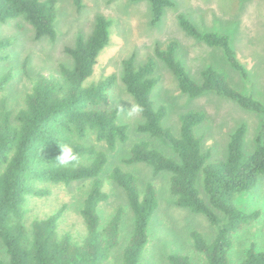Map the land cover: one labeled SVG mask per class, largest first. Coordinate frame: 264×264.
<instances>
[{
  "label": "trees",
  "instance_id": "16d2710c",
  "mask_svg": "<svg viewBox=\"0 0 264 264\" xmlns=\"http://www.w3.org/2000/svg\"><path fill=\"white\" fill-rule=\"evenodd\" d=\"M147 1L152 6V26L159 25L166 10L176 6L173 0ZM71 2L77 11L86 8L84 0ZM59 14L57 0H0V24L24 22L33 28L36 40H57ZM178 20L189 37L221 51L228 65L249 81L246 66L230 37L199 30L185 14H180ZM113 26L112 20L97 14L92 32L78 33L74 46L65 48L72 65H61L57 74H37L24 106L18 110L9 109L5 96L15 76L9 72L0 77V243L7 254L0 264H109L121 247L125 209L119 207L104 224L99 207L109 198L102 179L109 162L105 149L116 151L119 145L129 142L130 136L127 126L119 121V111L102 108L110 105L109 91L117 76L86 84L94 74L100 53L111 42ZM11 43L10 38L0 39V52L8 50ZM179 51V42L173 40L166 46L156 44L153 54L143 64L137 63L136 55L123 61V83L144 119L137 131L159 140L172 152V156L167 155L154 148L149 140H143L134 143L124 162L146 164L155 177L163 172L171 173L174 204L204 216L215 229L210 242L199 231H192L194 249L205 258L206 264H230L234 234L261 216V212L241 211L235 200L238 194L255 188L259 177L264 175V105L236 89L227 75L213 65L206 66L200 73L201 80L196 81L179 59ZM8 58L0 54V60ZM159 62L173 74L184 95L195 99L216 94L257 113L261 128L256 150L245 153L247 127L242 125L230 135L226 158L212 162L211 152L204 150L203 140L196 134V128L207 120L202 111L189 110L179 115V135L166 126L168 109L165 105L157 107L153 98L160 83ZM27 65L25 61L26 74ZM63 144L74 148L79 163L67 167L57 163L56 158L61 154L59 145ZM109 179L124 191L134 217L132 235L118 260L120 264H142L150 242L151 222L159 207L157 190L148 183L142 191L138 177L119 167L112 170ZM83 181H90L91 189L80 211L84 233L79 239L71 233L60 234L62 212L34 221L31 229L26 227L25 206L29 198L50 194L39 184L70 186ZM168 261L194 264L179 254L170 255ZM239 264H264V251L250 248Z\"/></svg>",
  "mask_w": 264,
  "mask_h": 264
},
{
  "label": "rangeland",
  "instance_id": "374dc122",
  "mask_svg": "<svg viewBox=\"0 0 264 264\" xmlns=\"http://www.w3.org/2000/svg\"><path fill=\"white\" fill-rule=\"evenodd\" d=\"M57 1L60 14L56 41L48 38L36 40L33 28L18 20L0 24V39L10 38L12 41L8 50L0 52L9 56L7 60H0V77L9 72L15 76L5 93L9 109L18 110L24 106L25 96L32 89L37 74H57L61 65H72L65 48L74 46L78 33L89 35L92 32L97 14L112 20L111 42L100 53L94 74L86 82L92 85L105 77L117 76L109 91L110 105L102 108L117 109L119 121L127 126L130 136L129 142L119 145L114 152L104 148L109 158L102 175L109 198L99 207L104 224L110 221L119 207L125 209L121 247L109 264H120L118 259L134 226V217L124 191L109 179L116 167L135 174L142 191L148 183H152L158 193L159 207L151 222L150 242L143 253L142 264H169L168 258L172 254L186 256L194 264H206L205 258L194 249L190 234L197 230L210 242L215 229L204 216L174 204L170 192L171 173L163 172L155 177L152 168L146 164L128 165L124 162L134 143L143 140H149L154 148L167 155L172 156V152L159 140L137 131L144 119L140 111L132 114L131 110L137 105L122 80L123 61L136 55L137 63L143 64L153 54L156 44L166 46L175 40L180 44L179 59L196 81L201 80L200 73L206 66L213 65L227 75L236 89L253 96L264 105V0H173L176 6L166 10L157 26L151 24L152 6L147 0H84L86 8L82 11H77L71 0ZM180 14L187 15L201 31L218 32L230 37L233 48L246 66L249 81L246 82L239 72L228 65L221 51L208 48L189 37L179 24ZM25 61L28 62L27 74L23 70ZM158 64L160 83L153 98L157 107H167L165 125L171 127L176 135H179L180 130L179 115L197 110L204 112L207 117L206 122L196 128V134L202 138L204 150L211 152L212 162L226 158L230 135L242 125L247 127L245 153L252 154L256 150V138L261 128V118L257 113L247 111L216 94L192 99L180 92L175 77L166 65L163 62ZM39 187L50 194L29 198L25 206L26 227L31 229L34 221L62 212L59 219L60 234L71 233L79 239L84 233L80 211L91 189V182H76L70 186L41 183ZM235 204L247 214L261 212V216L234 234L229 253L230 264H239L252 247L257 252L264 251V175L259 177L255 188L238 194ZM6 258L7 254L0 243V259Z\"/></svg>",
  "mask_w": 264,
  "mask_h": 264
},
{
  "label": "clouds",
  "instance_id": "9594fccd",
  "mask_svg": "<svg viewBox=\"0 0 264 264\" xmlns=\"http://www.w3.org/2000/svg\"><path fill=\"white\" fill-rule=\"evenodd\" d=\"M131 111L132 114H135L140 111V108L134 107ZM59 147L61 154L56 158V161L60 166H74L75 164L79 163V155L71 145L63 144L59 145Z\"/></svg>",
  "mask_w": 264,
  "mask_h": 264
}]
</instances>
